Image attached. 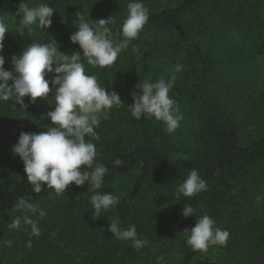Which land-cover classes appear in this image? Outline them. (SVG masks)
I'll use <instances>...</instances> for the list:
<instances>
[{
    "label": "trees",
    "instance_id": "16d2710c",
    "mask_svg": "<svg viewBox=\"0 0 264 264\" xmlns=\"http://www.w3.org/2000/svg\"><path fill=\"white\" fill-rule=\"evenodd\" d=\"M129 2L0 0V21L8 27L6 70H13L11 57L32 42L54 39L63 53L79 52L86 73L116 91L124 103L94 129L100 137L92 140L98 152L95 162L108 169L102 188L72 184L57 195L47 186L35 193L22 160L13 154L22 131H47L54 89L47 100L37 98L36 103L27 96L24 105L15 98L0 101V264H264V79L259 85H245L241 94L231 88L237 85V73H264V0H143L150 16L138 37L113 65H89L80 46L70 40L79 18L91 24L113 16L108 27L119 41ZM42 3L55 8L51 26L23 25L19 9ZM177 63L183 68L175 73L169 95L188 125L185 131L169 133L154 117L136 119L128 106L134 103L132 93L141 91L139 83L169 78ZM242 113L262 122L263 130L244 137ZM116 158L124 163L116 166ZM192 169L199 171L208 189L177 199V186ZM96 191L120 197L118 205L99 218L93 217L90 203ZM19 197L46 216L17 210ZM184 204L195 209V216L182 215ZM25 214L38 221L40 236H31L28 225L8 227ZM205 214L230 235L224 246L193 251L186 243L190 233L184 230ZM115 218L123 228L135 225L138 238L148 244L137 251L130 240L115 238L108 231L109 220ZM9 240L11 246L5 244Z\"/></svg>",
    "mask_w": 264,
    "mask_h": 264
},
{
    "label": "clouds",
    "instance_id": "9594fccd",
    "mask_svg": "<svg viewBox=\"0 0 264 264\" xmlns=\"http://www.w3.org/2000/svg\"><path fill=\"white\" fill-rule=\"evenodd\" d=\"M127 8L128 15L122 24L123 38L119 41L112 38L108 27L114 22L113 16L91 24L79 18L78 30L70 35V40L80 46L89 65L101 68L113 65L118 55L143 30L150 16L143 0H130ZM21 11L23 25L36 24L45 29L52 24L55 8L42 3L37 7L25 5L19 9ZM7 32V25L0 21V101L15 98L17 104L24 105V97L27 96L32 103H36L37 98L47 100L54 89L52 96L55 106L46 113L51 121L46 127L47 131H22L13 146V154L19 156L24 164L28 183L37 194L45 186L54 189L57 195L65 193L72 184L83 186L88 183L92 189H101L108 169L104 164L95 162L98 152L92 140H99L100 137L94 129L99 127L101 118H108L113 107L124 104L119 94L100 86L95 75L86 73L79 52L71 55L63 53L57 48L58 43L54 39L49 43L32 42L19 56L11 57L13 70H6L3 50ZM133 51L138 49L134 47ZM182 68L177 63L170 70L172 74L169 78L161 76L156 82L139 83L137 87L141 91L132 93L134 103L128 106L132 116L138 120L145 116L154 117L163 122L167 132H174L180 126L183 115L178 102L169 93L175 84V73L182 71ZM49 74L54 75L46 79ZM123 163L120 158L114 160L116 166ZM207 189V181L199 175L197 169H192L183 183L177 186L176 197H194ZM260 199L257 197L258 201ZM119 200L118 194L96 191L90 197L93 217L99 218L115 208ZM15 207L33 214L39 213L41 219L46 216L43 209L24 197L17 198ZM182 215L195 216V209L190 204H184ZM109 221L108 231L119 240H130L137 251L148 244L146 239L138 238L135 225L123 228L118 218ZM23 225L31 227V236H40L38 221L27 214L14 218L8 227L20 230ZM215 225V220L209 215L200 216L193 228L184 230L190 233L186 243L193 251L202 252H206L212 245H226L229 232ZM5 244L11 246L12 241H5ZM31 246L29 240L27 247Z\"/></svg>",
    "mask_w": 264,
    "mask_h": 264
},
{
    "label": "rangeland",
    "instance_id": "374dc122",
    "mask_svg": "<svg viewBox=\"0 0 264 264\" xmlns=\"http://www.w3.org/2000/svg\"><path fill=\"white\" fill-rule=\"evenodd\" d=\"M264 79V73H237L234 80L237 85L234 87H231L235 93H242L244 86L250 84L251 87L253 85H259L261 84V81ZM239 96V95H236ZM241 97V96H240ZM181 113V112H180ZM183 119L180 122V126L176 130H187L188 125V119L185 117V114L182 113ZM242 116L245 117L246 122L243 129V136L248 137H254L259 131L263 130L261 128L262 122L260 123L257 119H253L252 116L246 117L245 114L242 113Z\"/></svg>",
    "mask_w": 264,
    "mask_h": 264
}]
</instances>
